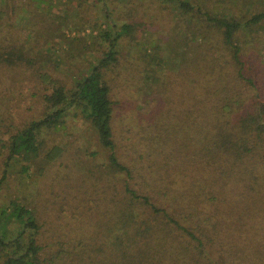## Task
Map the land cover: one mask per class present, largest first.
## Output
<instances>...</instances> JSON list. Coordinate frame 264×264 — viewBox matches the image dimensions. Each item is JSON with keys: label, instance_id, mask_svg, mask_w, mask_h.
<instances>
[{"label": "trees", "instance_id": "trees-1", "mask_svg": "<svg viewBox=\"0 0 264 264\" xmlns=\"http://www.w3.org/2000/svg\"><path fill=\"white\" fill-rule=\"evenodd\" d=\"M162 1L190 19L193 53L168 73L157 70L159 43L133 56L124 67L141 80V102L120 119L110 73L123 37L136 42V24L106 20V54L69 79L47 58L58 43L27 46L0 13V198L15 165L45 174L67 154L58 139L72 114L108 151L76 180V200L100 215L96 229L48 251L41 212L0 201V264H264V11L241 21L197 0ZM241 28L256 39L258 76L235 40Z\"/></svg>", "mask_w": 264, "mask_h": 264}, {"label": "rangeland", "instance_id": "rangeland-1", "mask_svg": "<svg viewBox=\"0 0 264 264\" xmlns=\"http://www.w3.org/2000/svg\"><path fill=\"white\" fill-rule=\"evenodd\" d=\"M197 1L217 13L233 15L241 21L264 11V0ZM3 12L7 15V18L4 15L5 19L10 20L6 30L20 31L26 37L27 46L34 44L33 41L37 44L46 41L59 44L58 51L52 49L47 58H52L58 75L69 79L85 75L106 54L107 46L98 38L100 29L110 27L106 20H115L120 26L136 24V42L123 37L120 46L121 67L114 68L110 73L114 94L122 101L119 119L122 113H128L124 110L134 108L135 103L137 105V98L142 93L140 79L134 77L136 70L126 69L124 65H130L133 56L142 57V54L155 52L154 44L159 43L164 60L157 70L168 73L176 69L188 51L193 53L190 45L194 44L192 40L196 37L193 36L190 19L162 0H0V13ZM141 23L148 26H140ZM197 37L200 39V34ZM235 40L245 49L246 60L253 66V75L258 76V63L261 62L253 53L256 39L252 38L247 28H241ZM40 47L44 48L42 45ZM140 105L149 109L145 104ZM25 109L23 106L24 116L27 115ZM66 125L58 142L69 150L67 154L50 164L45 174L36 167L29 173H21L20 166L15 165L11 168L9 187L0 198L1 202L11 198L24 199L31 208L41 212L46 222L42 243L47 245L48 251L54 249L56 240L64 235L72 238L90 234L96 229L92 226L94 218H100L97 211L88 208L89 203L76 200L78 191H81L76 180L84 172L78 169L80 166L86 170L98 168L106 161L108 151L99 144L96 130L81 116L74 117L72 114ZM53 138L54 135L50 143ZM76 162L79 166H67ZM95 209L99 211V207Z\"/></svg>", "mask_w": 264, "mask_h": 264}]
</instances>
